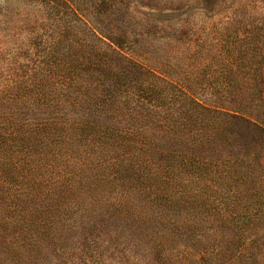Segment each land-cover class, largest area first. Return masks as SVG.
Listing matches in <instances>:
<instances>
[{"label": "trees", "instance_id": "obj_1", "mask_svg": "<svg viewBox=\"0 0 264 264\" xmlns=\"http://www.w3.org/2000/svg\"><path fill=\"white\" fill-rule=\"evenodd\" d=\"M59 1L69 11L65 9V14L84 15L78 11L77 2ZM232 35L233 44L222 37L211 46L217 54L216 65L227 67L221 69L224 78L249 79L233 87L238 85L235 95L241 101L236 102L237 108L244 111L241 105L260 90L258 84L251 82L260 76V71L247 70L245 75L239 67L240 62L253 60L257 55L251 40L252 29L244 28L239 20ZM95 36L103 43L100 49H105V53L121 54L118 51H122L126 59L140 68L138 71L145 80L130 99L122 101V106H112L114 115L122 111V121L101 122L96 120L98 111L111 102L97 101L83 62L64 60L60 64L57 85L50 89L56 94L57 116L19 119L11 112L7 116L0 115L5 116L0 117V222L10 224L14 232L12 236L0 233V243L6 253H14L9 262H3L34 264L41 258L48 238L56 240L55 245L63 238L60 229L63 221H82L104 209L134 221L145 230L153 225L152 247L181 264H235L239 258L259 257L262 252L258 253L257 249L264 229L252 226L255 222L245 216L250 211L232 210L220 216L238 227L232 236L241 240L239 246L220 237L219 225L200 226L205 220L213 223L217 217L205 215L200 221L201 216L177 213L180 216L175 218L173 212L175 206L202 203L203 188L212 180L209 175L216 171L212 163H236L228 170L226 183L227 192L234 197L233 203L249 190L248 182L256 178L250 177L252 172L247 174V167L240 163H256L255 159L249 155L225 158L211 154L218 149L217 136L232 129L238 116L230 112L229 105L201 102L190 91L191 87L166 77L158 70L161 69L158 65H164L163 55L158 56L160 60L155 68L147 67L141 63V55H131L123 43L121 49L111 39L104 40L96 32ZM172 41L176 43V39L171 38L165 53ZM83 43L86 45L87 41ZM203 47L207 51L204 50L205 57L200 64H210L209 59L215 54L207 56L213 52H208L207 45ZM179 48L184 53L190 47L184 44ZM183 53L181 56L187 63L189 57ZM91 60L95 63V58ZM187 67L184 72L188 74ZM222 86L229 88V83L223 82ZM44 101L51 105L50 99ZM0 102L6 105L9 101L0 94ZM92 110L94 113L96 110L93 117L84 115ZM251 113L264 131V105H253ZM118 133L122 138L120 145L112 141V138L117 139L114 136ZM160 137L178 139L186 149L165 147ZM260 162L262 159L258 160ZM205 174L208 179H200ZM258 189L264 191V182L260 181ZM258 189L254 187L255 191ZM258 195L264 198V192ZM261 203H254L250 218L264 220V210L255 211ZM158 225L162 228L155 229ZM169 225H173V231H168ZM181 227L188 230V235L187 231L180 232ZM184 234L189 241L195 234L199 235L200 245L181 241Z\"/></svg>", "mask_w": 264, "mask_h": 264}, {"label": "rangeland", "instance_id": "obj_2", "mask_svg": "<svg viewBox=\"0 0 264 264\" xmlns=\"http://www.w3.org/2000/svg\"><path fill=\"white\" fill-rule=\"evenodd\" d=\"M72 1L77 2L78 11L84 15L65 14L68 9L59 0H0V94L9 101L6 105L0 102L4 106L3 110L0 108V115L7 116L11 112L13 117L19 119L57 116L56 94L55 91L50 92V89L57 85L60 64L64 60H71L83 62L87 66L86 77L94 88L97 101L111 102L110 105H103L96 120L117 124L114 121H122V111L114 115L111 113L114 112L112 106H122V101L130 99L145 79L143 73L138 71L140 68L126 59L122 51H118L121 54L111 51L105 53V49H100L104 46L95 32L100 38L107 41L111 39L119 44L121 49L123 43L124 49L131 55H141V63L147 67L155 68L160 60L158 56L163 55L161 58L164 65H157L166 77L191 87L190 91L201 102L229 105L227 107L230 112L238 116L232 129H226L217 136L219 142L215 143L218 149L211 154L225 158L249 155L256 161L240 163L247 167L246 173L252 172L253 176L250 174V177L256 179L252 183L248 182L249 190L241 198L238 197L236 203H233L234 197L227 192L229 186L226 185L228 170L236 163H212L216 171H213L212 176L209 175L212 180L203 188L202 203L175 206L174 217L178 218L180 214L197 215L201 216L200 221L205 215L217 217L213 223L205 220L200 226L219 225L220 237L228 240L231 245L239 246L241 240L232 236L238 227L233 222L222 220L220 216L232 210L254 212V203L258 201L262 203L255 207V211L264 210V198L258 195L264 192L258 189L260 181L264 182V131L251 113L253 105H264V0ZM239 20L244 28L247 26L248 30L252 29L251 40L257 53L253 60L240 62L239 67L245 75L247 70L260 71V76L251 81L258 84L260 90H256L251 99L241 105L245 107L244 111L237 108L236 102L241 101L235 95L238 85L233 87L249 79L224 78L221 69L227 67L225 64L216 65L217 54L211 46L217 38L222 37L233 44L232 34ZM171 38L176 39V43L172 41L174 44L165 53ZM85 41L86 45L83 43ZM184 44L192 50L189 48L183 53L179 47ZM206 45L210 50L208 52H213L207 56H215L209 59L212 61L210 64H200L207 51L203 47ZM182 53L189 57L187 63ZM89 58H95V63ZM186 67L188 74L184 72ZM223 82L229 83V88H224ZM48 93H51L50 96H46ZM46 98L50 99L51 105L45 104ZM92 111L84 115L91 118L96 113V110L95 113ZM119 136L118 133L114 136L117 139L112 138L113 143L122 144ZM160 140L165 147L186 149L185 144L178 139L160 137ZM259 159L262 162L258 163ZM200 179L206 180L208 175H201ZM254 187L258 190L255 191ZM250 212L245 216L255 222L252 226L264 229V220L250 218ZM62 223L64 225L60 229L63 230V238L56 245V240L48 238L41 258L36 259L34 264H69L71 261H75V264H181L152 247L153 225L151 229L145 230L132 220L115 213L110 214L107 209L98 210L94 216L82 221ZM168 227L170 231L173 225ZM159 228L162 226L155 227ZM186 231L188 235V230L181 227V233ZM0 233L14 235L10 224L5 222H0ZM187 235L184 234L180 240L200 245L199 239L202 241V238L199 235L195 234L190 241ZM4 242L7 240L4 239ZM2 244L0 264H8L14 253H6ZM259 245L257 251L262 252L259 257L239 258L235 264H264V236Z\"/></svg>", "mask_w": 264, "mask_h": 264}]
</instances>
